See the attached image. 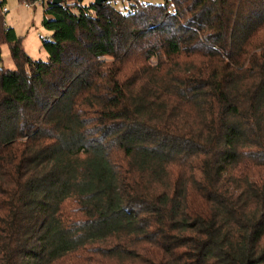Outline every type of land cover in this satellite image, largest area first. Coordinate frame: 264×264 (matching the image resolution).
<instances>
[{"label":"trees","instance_id":"obj_1","mask_svg":"<svg viewBox=\"0 0 264 264\" xmlns=\"http://www.w3.org/2000/svg\"><path fill=\"white\" fill-rule=\"evenodd\" d=\"M39 2L5 23L0 264H264V0Z\"/></svg>","mask_w":264,"mask_h":264},{"label":"rangeland","instance_id":"obj_2","mask_svg":"<svg viewBox=\"0 0 264 264\" xmlns=\"http://www.w3.org/2000/svg\"><path fill=\"white\" fill-rule=\"evenodd\" d=\"M72 1V0H68ZM91 0H82L87 3ZM139 2L163 3L164 0H137ZM113 5L121 11H128L130 1L115 0ZM4 12L5 23L11 26L17 37L20 39L24 51L33 59H43L47 57L46 51L42 47V40L50 36V31L43 25L44 12L39 2L25 5L19 0H5ZM0 66L7 69H14L15 63L11 57L7 43L1 45Z\"/></svg>","mask_w":264,"mask_h":264},{"label":"water","instance_id":"obj_3","mask_svg":"<svg viewBox=\"0 0 264 264\" xmlns=\"http://www.w3.org/2000/svg\"><path fill=\"white\" fill-rule=\"evenodd\" d=\"M61 0H52V3H58V2H60ZM80 1V0H79ZM103 1H111V0H93V2L95 3V4H100V3H102ZM112 1H115V0H112ZM129 1V0H128Z\"/></svg>","mask_w":264,"mask_h":264},{"label":"built area","instance_id":"obj_4","mask_svg":"<svg viewBox=\"0 0 264 264\" xmlns=\"http://www.w3.org/2000/svg\"><path fill=\"white\" fill-rule=\"evenodd\" d=\"M25 5H28V4H25ZM3 11H6V8L5 7H3Z\"/></svg>","mask_w":264,"mask_h":264}]
</instances>
